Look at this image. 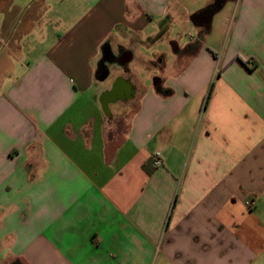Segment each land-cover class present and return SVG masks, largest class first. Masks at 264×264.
Returning a JSON list of instances; mask_svg holds the SVG:
<instances>
[{
    "label": "crops",
    "instance_id": "obj_1",
    "mask_svg": "<svg viewBox=\"0 0 264 264\" xmlns=\"http://www.w3.org/2000/svg\"><path fill=\"white\" fill-rule=\"evenodd\" d=\"M194 3L0 0V264H264V0Z\"/></svg>",
    "mask_w": 264,
    "mask_h": 264
},
{
    "label": "rangeland",
    "instance_id": "obj_2",
    "mask_svg": "<svg viewBox=\"0 0 264 264\" xmlns=\"http://www.w3.org/2000/svg\"><path fill=\"white\" fill-rule=\"evenodd\" d=\"M199 1V2H198ZM17 3L21 4L24 2H26V0H16ZM205 0H195V3L194 5L197 7V5H200V4H204ZM198 8V7H197ZM194 10H197V9H194ZM219 13V12H218ZM221 14V12L219 14H216V18L214 17V20H213V28L216 29L217 28V25H218V19H219V15ZM195 28L194 26H190L188 30L184 31V30H181L178 32V34L182 37L183 41H186V43L188 42V35L187 33L188 32H195ZM195 36H197V34L195 33ZM213 36L215 37V39H217L218 42L221 43V41L223 40L222 36H220V34L218 33H215L213 34ZM149 52L151 53H159V59H162V61L164 62L165 64V69L164 71L166 72L167 75L170 74L171 72V64H172V60H173V56L175 55L174 51L172 50L171 47H153V48H150ZM3 51H0V57L2 55ZM136 70H139V77L141 79V83L143 86L145 87H152L154 85V81L156 78H158V75H159V70L161 69L160 68V65L158 64L157 67H148L147 69L143 70L144 68H139L138 66L134 67ZM120 124H118V129L119 128H122L121 126H119ZM117 128V127H116ZM115 128V134L117 132V129ZM112 132V131H110Z\"/></svg>",
    "mask_w": 264,
    "mask_h": 264
},
{
    "label": "water",
    "instance_id": "obj_3",
    "mask_svg": "<svg viewBox=\"0 0 264 264\" xmlns=\"http://www.w3.org/2000/svg\"><path fill=\"white\" fill-rule=\"evenodd\" d=\"M221 7V3L217 1L213 5L194 13L190 17V22L194 26H205L210 23L212 15L218 11Z\"/></svg>",
    "mask_w": 264,
    "mask_h": 264
},
{
    "label": "trees",
    "instance_id": "obj_4",
    "mask_svg": "<svg viewBox=\"0 0 264 264\" xmlns=\"http://www.w3.org/2000/svg\"><path fill=\"white\" fill-rule=\"evenodd\" d=\"M194 50H196V47L195 46L193 47V49H189V47L186 48L184 50V52L185 53H187V52H193ZM239 60L243 63V61L241 59H239ZM244 64H246V62H244ZM154 87H155V90H156V92L158 94H161V95H164V96H169L172 93V91L170 89H164L163 87H161V84L158 83V82L155 84ZM211 90H212V86H211V88H210V90H209V92H208V94L206 96V102L209 100V97L211 95ZM10 264H22V263L20 261L16 260V261H14V262H12Z\"/></svg>",
    "mask_w": 264,
    "mask_h": 264
},
{
    "label": "built area",
    "instance_id": "obj_5",
    "mask_svg": "<svg viewBox=\"0 0 264 264\" xmlns=\"http://www.w3.org/2000/svg\"><path fill=\"white\" fill-rule=\"evenodd\" d=\"M152 164L154 167H158L162 164V158L159 152L154 153L153 157H152ZM249 209L254 208L255 204L254 202H246L245 204Z\"/></svg>",
    "mask_w": 264,
    "mask_h": 264
},
{
    "label": "flooded vegetation",
    "instance_id": "obj_6",
    "mask_svg": "<svg viewBox=\"0 0 264 264\" xmlns=\"http://www.w3.org/2000/svg\"><path fill=\"white\" fill-rule=\"evenodd\" d=\"M181 54V52L179 53ZM118 93L116 91H114L113 93H111L110 95H108L106 98H105V101L106 100H111V99H114L116 98L115 96L117 95Z\"/></svg>",
    "mask_w": 264,
    "mask_h": 264
}]
</instances>
